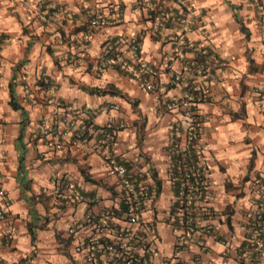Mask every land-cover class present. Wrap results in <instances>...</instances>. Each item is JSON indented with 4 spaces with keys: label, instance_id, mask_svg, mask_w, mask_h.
I'll return each mask as SVG.
<instances>
[{
    "label": "crops",
    "instance_id": "1",
    "mask_svg": "<svg viewBox=\"0 0 264 264\" xmlns=\"http://www.w3.org/2000/svg\"><path fill=\"white\" fill-rule=\"evenodd\" d=\"M96 18L107 23L94 26ZM0 31V234L8 236L0 264H93L75 246L93 233L88 212L124 210L111 172L118 164L161 183L140 210L154 230L145 232L157 249L150 264H264V252L244 251L264 200V0H0ZM117 39L124 70L104 65L105 46ZM201 66L211 76L207 100ZM149 81L157 92L142 87ZM188 105L211 207H196L193 230L170 220L172 127ZM66 108L75 113L72 132L113 123V143L75 141Z\"/></svg>",
    "mask_w": 264,
    "mask_h": 264
},
{
    "label": "built area",
    "instance_id": "2",
    "mask_svg": "<svg viewBox=\"0 0 264 264\" xmlns=\"http://www.w3.org/2000/svg\"><path fill=\"white\" fill-rule=\"evenodd\" d=\"M162 20L157 22L161 24ZM184 21V19H182ZM107 20L96 18L92 24L101 26ZM3 35L0 31V44ZM132 53L138 57V45L134 40L131 42ZM123 42L119 39L109 42L104 49V65L119 66L124 70L128 67V57L123 51ZM225 64V62H221ZM172 69L173 65H167ZM204 66H201L205 83L200 87L201 98L207 100L211 94L210 74ZM176 81H181L180 74H175ZM142 87L148 91L157 92V88L152 82H143ZM178 101L171 100L168 105L175 107ZM75 113L71 108H66L62 112V120L73 125ZM74 127L68 126L66 133L72 132ZM115 126L109 122L105 126L98 128L93 123L85 122L76 132H72L75 141H93L94 148L108 147L113 143ZM173 144L171 146V172L173 180L176 182V195L174 200L175 209L170 218L175 226L182 225L184 228L193 230L198 222L195 216L197 206H201L206 213L211 212V207L207 204L208 183L205 178L204 166L201 161L203 145L199 141V120L192 106L188 105L182 110L181 118L173 124ZM111 172L116 174L121 183V195L126 207L124 210L120 206L116 209H105L100 215H95L92 211L85 215V223L93 228V233L88 240H81L75 246L76 252L86 249L87 259L95 263L101 252H107V264H150L157 249L153 246L148 235L154 230L151 224H145L140 218V210L145 202H153L157 197L156 185L153 181L144 176L138 179L131 174L125 164H118L111 168ZM64 186L67 190H74L73 184L66 181ZM74 193V192H73ZM83 198L82 194L75 193L76 201ZM90 201H94L93 199ZM122 212V214H121ZM5 213L0 209V220L5 219ZM71 231L76 232L74 228ZM144 231V232H143ZM206 234H212L211 228H206ZM145 232H148L146 235ZM151 236V235H150ZM7 232L0 234V241L7 239ZM244 251L252 253L256 258H261L264 252V200L258 205L253 214L248 228V235L245 239ZM253 256V257H254Z\"/></svg>",
    "mask_w": 264,
    "mask_h": 264
},
{
    "label": "trees",
    "instance_id": "3",
    "mask_svg": "<svg viewBox=\"0 0 264 264\" xmlns=\"http://www.w3.org/2000/svg\"><path fill=\"white\" fill-rule=\"evenodd\" d=\"M114 67H115L116 69L120 70V67H119V66H114ZM66 125H67V126H70V127L73 128V125H72L70 122H66ZM74 132H75V131H74ZM174 185L176 186V182H174ZM160 189H161V183L157 181V184H156V192L159 193V192H160ZM174 194L176 195V189H175ZM122 206H123L124 209H125L126 205H125L124 202H122ZM174 209H175V205L173 206V211H174Z\"/></svg>",
    "mask_w": 264,
    "mask_h": 264
}]
</instances>
